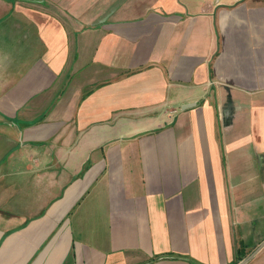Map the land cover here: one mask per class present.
<instances>
[{"label":"crops","instance_id":"1","mask_svg":"<svg viewBox=\"0 0 264 264\" xmlns=\"http://www.w3.org/2000/svg\"><path fill=\"white\" fill-rule=\"evenodd\" d=\"M263 241L264 0H0V264Z\"/></svg>","mask_w":264,"mask_h":264},{"label":"water","instance_id":"2","mask_svg":"<svg viewBox=\"0 0 264 264\" xmlns=\"http://www.w3.org/2000/svg\"><path fill=\"white\" fill-rule=\"evenodd\" d=\"M264 243V241L260 244V245H262ZM258 248L259 247H257L251 254H253L254 252H256L257 250H258ZM250 256V255H249ZM249 256L248 257H246V258H244V259H242L240 262H239V264H244L246 261H247V259L249 258Z\"/></svg>","mask_w":264,"mask_h":264}]
</instances>
